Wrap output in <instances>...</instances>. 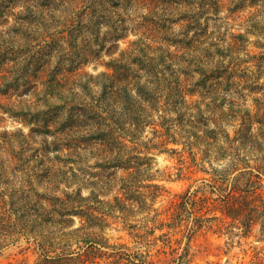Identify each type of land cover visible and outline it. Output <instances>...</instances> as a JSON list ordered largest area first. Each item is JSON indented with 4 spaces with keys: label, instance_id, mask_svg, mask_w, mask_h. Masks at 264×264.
Segmentation results:
<instances>
[{
    "label": "trees",
    "instance_id": "trees-1",
    "mask_svg": "<svg viewBox=\"0 0 264 264\" xmlns=\"http://www.w3.org/2000/svg\"><path fill=\"white\" fill-rule=\"evenodd\" d=\"M71 2L73 18L77 19L75 24L69 21L73 33L88 32L100 45L103 26L114 23L106 32V36L112 33L114 52L104 63L106 70L87 81L63 74V66L50 68L46 60L49 44L26 58L22 71L27 76L33 68L26 81L28 85L36 81L31 88L34 101L23 104L15 115L24 118L25 124L37 126L33 132L43 136L42 146L50 136L60 134L65 140L61 146L54 142L49 148L60 160L59 166L48 169L41 160H35L37 156L27 158L38 173L30 174L27 188L14 191L10 202L0 195V250L27 240L33 241L42 255L38 264L96 263L97 258L104 257L100 252L112 247L102 231L105 217L116 212L125 220L145 214L154 223L147 232L149 237L157 230L173 231L151 243L157 247L162 242L158 252L173 248V236L184 233L187 241L182 259L187 257L197 232L204 227L212 229L214 222L224 228L216 217L207 218L211 212H222L233 221L230 227H238L246 235L260 224V235H264V191L260 189L264 119H256L261 109L253 115L252 110L240 107L236 97L237 78L248 76L244 67L256 61L258 70L264 69V52L258 57H241L247 51V38L261 36L264 30L261 21L252 20L247 33H234L228 29L229 23L219 18L225 8L231 14L255 9L251 18H261L264 0H68ZM47 3L25 0L24 8L34 15ZM79 5L86 11L75 13ZM201 12L213 14L208 19L212 26L210 22L203 26ZM178 25L185 31L175 33ZM130 33L136 39L120 49L119 40ZM106 36L104 39L109 38ZM58 40H67L65 30ZM258 47L264 48V44ZM33 55L39 61L42 58L45 66L34 68ZM94 55L101 57L97 51ZM16 77L14 85L18 82L17 87L21 86ZM37 86L41 88L37 90ZM240 119L241 128L232 138L225 125L236 130L238 124L234 123ZM256 123L259 133L253 131ZM180 147L188 150L196 164L198 153L203 156L218 150L215 161L223 166L211 163L212 171L204 170L212 175L204 187H210V193L218 197L190 188L161 212L155 206L164 189L153 183L151 155L179 153ZM253 151L262 156L253 154L255 158H251ZM87 157L95 162L90 164ZM82 163L86 167L76 166ZM35 181L46 190L39 191ZM56 182L65 188L56 187ZM73 185L77 187L73 189ZM84 188L90 190L89 196H84ZM111 195L113 200H107ZM114 249V256L126 254L123 245Z\"/></svg>",
    "mask_w": 264,
    "mask_h": 264
},
{
    "label": "rangeland",
    "instance_id": "rangeland-1",
    "mask_svg": "<svg viewBox=\"0 0 264 264\" xmlns=\"http://www.w3.org/2000/svg\"><path fill=\"white\" fill-rule=\"evenodd\" d=\"M37 1L47 2V0H34V2ZM24 3L25 0H0V52H2L0 54V195L4 194L7 202H10L14 197V191H18L23 186L27 188L29 184L27 180L31 177L30 174L38 173L32 169L33 162L29 163L27 158L37 156L35 160H41L40 163L45 165L44 168L51 169L59 166L60 160L52 153L53 149L49 148L54 142H58V145L61 146V140H65L64 136L60 134L50 136L46 146H42L43 136L40 137L33 132V128H37V126L27 125L24 123V118L15 115V112H19L24 107L23 104L34 101L31 88L35 86L36 81L30 85L26 81L28 77H31L33 68L32 71H27V76L23 73L26 71H22L26 58L33 54V51L36 52L49 44L50 48H48L49 53L46 52V60L50 62V68L63 66L66 69L63 70V74L68 73L72 79L87 81L106 70L104 63L110 60V54L114 52L112 33L106 36V32L110 31L114 23H107V26H103L99 45L88 32L73 33L72 22H69L70 19L73 20L74 24L77 21L73 18L74 11L71 6L73 2L48 0L42 11L39 12L37 9L34 15L28 14L24 8ZM224 5L227 7L226 1H224ZM79 6L80 8L75 13H79L81 10L86 11L85 7ZM254 12L255 9H250L231 14L225 8L219 18L223 19L224 23H229L228 29L234 33H247V28L252 20L261 21V27L264 30V14L261 18H251ZM210 16L213 14L208 15L201 12L199 18L204 27L210 22L208 20ZM25 20L28 23H20L25 22ZM88 23L86 19L85 24ZM213 24L211 21L210 25ZM63 30L67 34V40L64 42L57 41ZM181 31L184 32L185 28L182 30L181 25H178L175 33ZM193 34L194 32L190 36ZM105 36L109 38L104 39ZM69 39H73V41L69 42ZM134 39L136 38L132 33L127 38L120 39L118 42L120 49L127 48ZM247 40L248 42L245 43L247 51L241 55L242 58L248 59V56L255 55L258 57L264 52V48L258 47V45L264 44V33L261 36L250 35ZM88 51L90 52L88 53ZM96 51L101 54V57L94 55ZM39 60V57L35 59L34 66L36 67L34 68L36 69L38 66L44 65L42 58L41 61ZM255 64L256 61L244 67L247 68L245 72L248 76L246 78H237L239 93L236 97L240 107L252 110L253 115L261 109L260 117L256 118L260 120L264 119V69L258 70ZM49 67L47 66L46 74L49 72ZM4 74H7L8 77L4 78ZM241 74L243 75V73ZM16 75H18L21 84L18 87V82L16 86L14 85V78L17 79ZM33 80L36 79L33 78ZM39 88L41 86L37 90ZM192 99H196V97ZM240 122L241 119L234 123L238 124L236 130L225 125L231 132L232 138L235 131L241 128ZM259 129L260 125L256 123L253 131L259 133ZM147 136H149L148 132ZM221 144L227 146L226 141L222 138ZM44 148H47L46 152H44ZM35 149L37 152L34 153L32 150ZM182 150L183 147H180L179 153L167 152L151 155L153 160L151 161L152 170L150 174L154 179L153 183L164 189L163 195L157 200L155 206L161 212L169 209L172 202L179 199L178 197L190 188L192 192L199 190L201 195L218 197V194L212 195L210 193V187H204L209 184L212 176L204 170L211 172V163L215 167L223 166L222 162L215 161V156L219 154L218 150L214 149L208 155L203 156L202 153H198V164L194 163L188 150L185 152ZM58 154L63 155L61 152ZM253 154L258 155L259 158L262 156L260 152L253 151L250 154L253 159L255 158ZM87 158L90 160V164L95 162L90 157ZM76 166L79 168L86 167L85 163ZM86 170L89 171L90 168H86ZM119 174L122 173L119 172ZM54 185L60 189L65 188L63 183L56 182ZM35 186L41 192L46 190L44 187L38 186L36 181ZM73 186V189L77 187V185ZM260 189L264 191V176ZM83 194L89 196L90 190L84 188ZM102 198L105 197L102 196ZM109 199L112 201L113 195L107 198V200ZM210 206L214 207V205ZM9 210L10 207L7 208V211L8 214H11ZM122 217L123 215L117 212L105 217L106 222L102 235L112 247L104 248L100 252L104 257L97 258L96 263L89 261L86 264H132V262L140 264L142 263L141 260L155 264H256L261 261L264 262V235H260V224L254 228L251 234L246 235L242 229L230 227L233 221L225 217L220 211L208 213L207 218L216 217L224 228L220 229L218 222H214L212 229L204 227L197 232L192 238L187 257H183V259L181 257L182 249L185 247L184 242L187 241L184 238V233L181 232L173 236V248L166 247V253L158 252L163 247L162 242L159 241L157 247H153L151 243L164 234H172L173 231L168 229L157 230L154 235L149 237L147 232L154 227V223L149 222L145 214H136L130 220H125ZM79 225L80 220L77 219L76 226ZM209 225L211 224L209 223ZM178 240H182L180 245L177 243ZM121 245L124 246L126 254L114 256V248ZM36 247L33 241L28 242L27 240L5 247L0 250V264H38L42 261V255ZM174 248L179 250L174 251ZM84 251L82 250L81 253Z\"/></svg>",
    "mask_w": 264,
    "mask_h": 264
}]
</instances>
